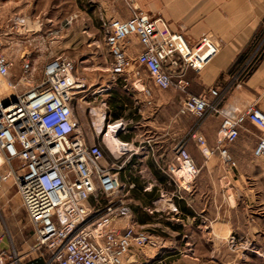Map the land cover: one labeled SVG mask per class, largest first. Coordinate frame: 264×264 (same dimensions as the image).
Here are the masks:
<instances>
[{"label": "crops", "instance_id": "0c3cea01", "mask_svg": "<svg viewBox=\"0 0 264 264\" xmlns=\"http://www.w3.org/2000/svg\"><path fill=\"white\" fill-rule=\"evenodd\" d=\"M129 6L160 18L170 32L182 34L190 45L209 36L220 50L199 73L187 71L189 87L185 93L157 88L144 71L140 81L132 76L109 75L104 103L107 119L122 126L120 131L124 132L117 133V140L128 147L119 181L130 215L119 218L115 226L123 231L131 225L171 244H202L204 257L214 258L218 253L220 258L231 236L259 234L258 209L264 211V156L256 158L254 152L264 130L247 122L234 143L224 144L236 164L232 166L225 164L217 151L222 118L211 114L196 119L195 126V118L181 115L179 110L187 95H208L215 89L224 108L235 106L241 112L257 108L264 113V0H130ZM106 32L107 26L104 43ZM127 51L130 57L141 51L135 37L130 38ZM19 78L12 76L11 80L17 83ZM139 125L141 140L133 133ZM193 132L203 137L205 146L190 138ZM95 137L87 138V142L98 143ZM104 139L107 148L118 156L114 134L105 133ZM179 143L200 170L194 179L177 159ZM87 205L97 216L103 202L91 198ZM217 244L218 252L214 250ZM175 250L178 248L173 246L159 251L149 246L132 248L123 264H171V259L178 257ZM35 251L41 257L44 252L48 254L45 249ZM43 262L49 264L50 259L35 264Z\"/></svg>", "mask_w": 264, "mask_h": 264}, {"label": "built area", "instance_id": "2783aa9c", "mask_svg": "<svg viewBox=\"0 0 264 264\" xmlns=\"http://www.w3.org/2000/svg\"><path fill=\"white\" fill-rule=\"evenodd\" d=\"M4 37L0 26V190L12 181L33 228L35 249H45L50 264H123L132 248L165 249L164 240L145 231L131 225L120 231L115 226L119 218L130 215L119 181V161L128 149L120 148V154L114 156L106 148L111 160L107 163L105 142H87L73 107L75 96L85 84L73 75V62L63 56L52 58L43 67L42 81L34 86L31 80L35 64L22 56L21 75L13 83L10 74L14 62L4 53ZM131 37L141 47L135 57L127 51ZM105 45L112 58L113 78L132 76L140 81L144 71L157 88L184 93L189 87L187 71L199 73L220 50L209 36L190 45L182 34L170 32L160 18L135 9L127 20L108 23ZM221 101L215 89L208 95H187L179 114L198 120L211 114L220 116L217 151L225 164L235 166L224 144L234 143L247 122L264 130V113L257 108L245 112L235 106L224 108ZM102 112L101 130L91 119L96 137L106 121L107 128L119 127L111 126L106 110ZM190 138L200 147L205 146V140L196 132ZM116 143L127 147L118 140ZM175 152L189 178H196L200 170L184 144L179 143ZM254 155L264 156V138L259 140ZM91 198L103 202L97 216L87 205ZM3 239L0 229V264H16L2 246Z\"/></svg>", "mask_w": 264, "mask_h": 264}, {"label": "rangeland", "instance_id": "374dc122", "mask_svg": "<svg viewBox=\"0 0 264 264\" xmlns=\"http://www.w3.org/2000/svg\"><path fill=\"white\" fill-rule=\"evenodd\" d=\"M129 5L130 0H0V25L5 32L4 53L14 62L10 80L12 76L21 75L22 56L29 57L35 64L36 71L31 80L34 86L42 81L43 67L49 60L61 56L70 59L74 64L73 75L85 84L75 96V114L87 138L95 137L90 112L105 110V92L112 61L103 31L111 20L131 16ZM113 124L116 123L111 122L110 125ZM121 128H107L106 121L103 133L95 137L105 142L103 149L107 163L111 160L106 151L108 143L103 136L105 133L114 134L117 139V133L124 132L120 131ZM133 133L139 134L141 140V125ZM116 147L128 149L117 143ZM11 183L10 180L5 185L0 197V229L4 233L2 246L12 254L16 264L48 261L49 254L44 252L41 257L33 248L30 224ZM261 208L258 209L259 234L251 236L240 232L231 236L220 258L218 253L214 258L204 257L202 244H171L165 239V249L178 248V251H173L178 257L172 258L171 264H264V211ZM214 250L218 252V244Z\"/></svg>", "mask_w": 264, "mask_h": 264}, {"label": "bare ground", "instance_id": "6f19581e", "mask_svg": "<svg viewBox=\"0 0 264 264\" xmlns=\"http://www.w3.org/2000/svg\"><path fill=\"white\" fill-rule=\"evenodd\" d=\"M102 113L99 110H92L90 112L91 114V118L94 122V125L96 126L97 130H101L102 129ZM101 133H103V130L101 131ZM183 167V166H182ZM184 168V167H183ZM184 170L186 171V169L184 168ZM187 172V171H186Z\"/></svg>", "mask_w": 264, "mask_h": 264}]
</instances>
